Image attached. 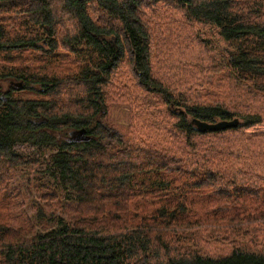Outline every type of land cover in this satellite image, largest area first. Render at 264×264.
Here are the masks:
<instances>
[{
	"label": "trees",
	"instance_id": "obj_1",
	"mask_svg": "<svg viewBox=\"0 0 264 264\" xmlns=\"http://www.w3.org/2000/svg\"><path fill=\"white\" fill-rule=\"evenodd\" d=\"M0 264H264V0H0Z\"/></svg>",
	"mask_w": 264,
	"mask_h": 264
},
{
	"label": "rangeland",
	"instance_id": "obj_2",
	"mask_svg": "<svg viewBox=\"0 0 264 264\" xmlns=\"http://www.w3.org/2000/svg\"><path fill=\"white\" fill-rule=\"evenodd\" d=\"M115 138H117V134L114 135ZM81 141V140H79ZM15 151L21 155L26 156L27 158H41L40 153L37 151L35 146L24 144V145H16ZM46 154V153H45ZM48 154L44 155V160L42 159L40 163L33 167L32 174L30 176L22 175L20 174V171H17L13 178H12V186L16 190H20L22 193H24V201L28 203L29 201H38V195L32 186L36 183V178H39L41 180L47 181L49 179L47 173L45 172V166H46V158ZM28 182V184H27ZM29 186V189L27 187ZM29 190V191H28ZM31 214V212H29ZM56 217H64V214L60 211H56L53 215Z\"/></svg>",
	"mask_w": 264,
	"mask_h": 264
},
{
	"label": "water",
	"instance_id": "obj_3",
	"mask_svg": "<svg viewBox=\"0 0 264 264\" xmlns=\"http://www.w3.org/2000/svg\"><path fill=\"white\" fill-rule=\"evenodd\" d=\"M190 123L201 133L204 132H218L222 131L228 128H236L239 125V120L237 118L232 120H219L217 122L208 123L206 121H201L198 119L193 118ZM85 132L76 134V136L72 133H70V136H74L75 140H87L89 138H81V136H84Z\"/></svg>",
	"mask_w": 264,
	"mask_h": 264
}]
</instances>
